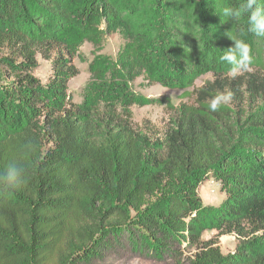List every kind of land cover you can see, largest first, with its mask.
Masks as SVG:
<instances>
[{"label": "trees", "instance_id": "1", "mask_svg": "<svg viewBox=\"0 0 264 264\" xmlns=\"http://www.w3.org/2000/svg\"><path fill=\"white\" fill-rule=\"evenodd\" d=\"M241 2L0 0V170L26 168L19 188L0 190V264H88L124 247L176 264H264V39L221 12ZM100 23L123 43L99 95L76 103L72 61ZM232 35L253 55L234 79L219 59ZM37 56L51 65L44 85ZM138 77L191 87L196 103L138 125L126 86ZM225 90L233 106L212 111ZM209 174L215 205L198 195ZM222 235L234 250L221 251Z\"/></svg>", "mask_w": 264, "mask_h": 264}, {"label": "rangeland", "instance_id": "2", "mask_svg": "<svg viewBox=\"0 0 264 264\" xmlns=\"http://www.w3.org/2000/svg\"><path fill=\"white\" fill-rule=\"evenodd\" d=\"M99 33L94 41L84 40L80 43L73 58L72 65L77 69V75L69 80L67 93L71 101L80 103L85 97L95 98L99 95L100 88L108 81L110 70L114 67L117 54L123 43L118 32L108 33L104 31L103 25L98 26ZM37 64L33 70L39 82L44 85L51 74L50 61L36 58ZM231 74V73H230ZM91 75L95 76L91 79ZM211 73L199 76L194 83V88H199L207 81H212ZM91 80V81H90ZM93 82V83H92ZM90 83V85H88ZM127 88L134 96V104L131 105L133 121L140 124L143 119H148L152 124L161 127L168 121L172 110L170 106L194 105L196 94L193 88L179 89L168 88L158 83L148 84L142 77L133 81H127ZM220 92H227L220 91ZM220 92L214 94V97ZM238 94L240 91H237ZM232 100L224 103V106H233ZM207 106L211 101H206ZM198 195L204 205H215L223 197L215 177L208 175L198 187ZM214 229H205L201 232L202 239H209L215 235ZM234 235H222L218 238V245L223 253L234 250L236 245ZM186 251L183 255H187ZM88 264H176V261L155 260L147 255L133 252L124 248H117L112 251H104L100 257L93 259Z\"/></svg>", "mask_w": 264, "mask_h": 264}, {"label": "clouds", "instance_id": "3", "mask_svg": "<svg viewBox=\"0 0 264 264\" xmlns=\"http://www.w3.org/2000/svg\"><path fill=\"white\" fill-rule=\"evenodd\" d=\"M222 15L238 22L242 17H247V30L255 37L264 39V0H242L235 6H224ZM233 42L230 47L222 51L220 62L225 64L231 77L234 79L243 70H246L253 61L252 47L244 39L236 35L228 36ZM231 91L220 92L212 98L210 108L216 111L220 105L231 99ZM26 178V168L17 161H12L0 170V190L14 191L19 188Z\"/></svg>", "mask_w": 264, "mask_h": 264}]
</instances>
